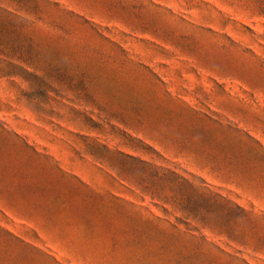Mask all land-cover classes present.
<instances>
[{
	"label": "rangeland",
	"instance_id": "374dc122",
	"mask_svg": "<svg viewBox=\"0 0 264 264\" xmlns=\"http://www.w3.org/2000/svg\"><path fill=\"white\" fill-rule=\"evenodd\" d=\"M0 264H264V0H0Z\"/></svg>",
	"mask_w": 264,
	"mask_h": 264
}]
</instances>
